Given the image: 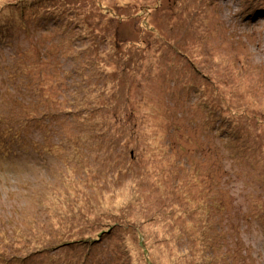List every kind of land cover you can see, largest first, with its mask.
Listing matches in <instances>:
<instances>
[{
    "label": "rangeland",
    "instance_id": "rangeland-1",
    "mask_svg": "<svg viewBox=\"0 0 264 264\" xmlns=\"http://www.w3.org/2000/svg\"><path fill=\"white\" fill-rule=\"evenodd\" d=\"M68 2L89 39L0 0V143L27 148L0 159V264H264V15H241L262 0ZM165 40L184 74L141 67ZM109 221L100 252L61 246Z\"/></svg>",
    "mask_w": 264,
    "mask_h": 264
},
{
    "label": "trees",
    "instance_id": "trees-1",
    "mask_svg": "<svg viewBox=\"0 0 264 264\" xmlns=\"http://www.w3.org/2000/svg\"><path fill=\"white\" fill-rule=\"evenodd\" d=\"M212 1H214V0H205V3H206L205 6H208V2L211 3ZM248 1L249 0H247V2ZM21 2H23V1H21ZM21 2H19V3H21ZM19 3H15V4H19ZM31 3L37 6V9H36L37 12L34 14L33 17H31L30 24L32 23V25L35 26L36 24L38 25L39 21H40V23L42 21H44L41 27L37 26L38 28H36V31L37 30L38 31L39 30L46 31L45 29H41V28H44L45 25H51L52 29H50V26H48V29L52 30L51 32L54 33V36L57 39H59L60 37H67L68 35H69V39L72 42L73 41L74 42L79 41V39H84V40L89 39L88 38V35H89L88 31L89 30H87L86 28H84V26H82L80 24V22L76 16V7H75V5H72V6H74V7H72L70 4H68L69 3L68 0H31ZM81 3L82 2H77L76 5L77 4L79 5ZM244 3L247 4L246 2H243V4ZM261 5L264 6V0H262V2L258 5L257 4L253 5V4L249 3L246 6H251V8L253 10L250 13L243 12V14H241V15H245L246 17H251V18H253V15L257 14V13H262V15H264V7L262 8ZM205 8H207V7H205ZM173 9H175V12H176V10L179 11V9L176 8L175 6H173ZM205 11H206V9H205ZM207 12H208V10L206 11V13ZM95 15H97V14L93 13V18ZM245 16H243V17H245ZM100 17L101 18H99V19L97 17L92 24V26H93L92 31H94L93 29H97L99 34L94 31L95 33L91 34L90 38H94L97 36L96 38L100 39L101 40L100 43L103 44L109 40V37L107 35L106 30H108V31L110 30V29H107V25L104 23L105 22L104 19H106V18L112 19V18H110L109 16L107 17L103 13H100ZM77 29H80V30H78V31H80V34L79 33L77 34ZM209 34L210 33H206L205 38ZM201 35H203V34H200V36ZM211 35L212 34H210L209 37ZM110 38L114 39L115 35L111 34ZM198 39H199L200 43L204 42L203 39H201V38H198ZM89 45L91 46L92 44L90 43ZM92 48H96V47L94 46ZM158 50H159V52H156V53H157V55L160 54V59H168V60H160L159 59L158 63H156V60H154L156 58V55H154V52H153V54H150V56H148L147 60L145 58L146 63H143L141 61L142 62L141 67H144L145 64H148L150 72L156 71L158 73L160 71V73H161L163 67L165 66V67H168L170 71H172L173 77H174V74H176V73H178V76L185 73V70L182 69V66H180V64H182V62H185V60L186 61L188 60L185 52H182L179 48H177V46L173 45L172 43H170L166 40L162 41V43H160ZM144 55L147 56L146 54H144ZM142 58L144 59V57H142ZM88 62H86V67H87ZM126 62L128 63L129 67L131 68V73L135 74L132 71V68L138 67V66L135 65L136 62L134 61L132 55H130V57H128ZM119 65H121V64L119 63ZM141 67H139V69H137V71H135V72L141 73V69H142ZM90 68L93 69V71L95 72L94 75L91 74L92 72H90ZM191 68H193L192 70L195 74L197 72L196 69L194 67H191ZM86 69H88L87 75H90L89 79H93V80L98 81V77H100V76H102L104 80L107 79V77H108V75L106 74V73H108L107 71H105V70L101 71V70L97 69V67L94 68L93 65H88V67ZM151 69H152V71H151ZM186 74H188V73H186ZM189 74H191V73H189ZM131 76L133 77L132 74H131ZM191 77L192 76H188V78H191ZM196 77H198V76L196 75ZM188 81L191 85L196 86V84L193 82L194 78L192 80H188ZM184 85H185V83L182 84L183 88H187ZM104 86H105V82H104ZM15 137H16V135H15ZM15 137H14V140H9V141L0 143V153H1L0 159L1 160H5V161L6 160H9V161L17 160V158H20V156H19L20 153L22 151H25L24 149L27 150V148H25L23 146V142H21L19 139H17V137L16 138ZM129 157L132 160L134 156H132V154H129ZM229 159L234 161L236 158H233L230 156ZM250 182H251V180H250ZM255 208L257 210H254V212H255L256 218L259 220L260 217H262L264 213H262L263 212L262 209H259V208H262L259 205L257 207L255 206ZM259 213L260 214L262 213V214L258 216ZM112 219L114 220V218H112ZM259 223H261V225L264 226V224H262L263 223L262 220H259ZM103 227H106L107 230L98 232V234L96 235V238H94V239H92L88 236V238L85 240L84 239L83 240L76 239V240H73L71 242L62 243L61 246H72V245L76 246V245L82 243V244H85L86 246L88 245V247H95V249H97V251L100 252L104 246H110V243L112 241H114V239H115L114 237H112L110 235H112V233L114 231L117 232V230L120 229L119 225L114 221L113 222L109 221L107 224L105 223L103 225ZM105 239H106V241H104ZM43 251H47V250L43 249ZM37 253H39V252H34V254H37ZM12 257H15V256H12ZM24 257H28V255H26Z\"/></svg>",
    "mask_w": 264,
    "mask_h": 264
}]
</instances>
